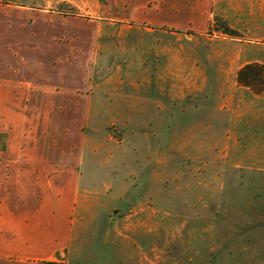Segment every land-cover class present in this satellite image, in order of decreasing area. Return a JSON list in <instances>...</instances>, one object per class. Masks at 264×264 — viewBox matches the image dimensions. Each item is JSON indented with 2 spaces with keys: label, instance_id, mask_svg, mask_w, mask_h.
<instances>
[{
  "label": "crops",
  "instance_id": "0c3cea01",
  "mask_svg": "<svg viewBox=\"0 0 264 264\" xmlns=\"http://www.w3.org/2000/svg\"><path fill=\"white\" fill-rule=\"evenodd\" d=\"M214 16L264 44V0H0V264H148L142 240L156 238L157 212L141 215L130 238L109 213V176L95 184L99 176L84 164L91 109L141 107L136 90L96 98L97 42L133 32L158 45L156 35L203 31ZM165 41L150 50V69L168 76L175 48ZM255 61L264 57L239 65L236 83ZM252 104L246 135L264 150V106L258 117Z\"/></svg>",
  "mask_w": 264,
  "mask_h": 264
},
{
  "label": "rangeland",
  "instance_id": "374dc122",
  "mask_svg": "<svg viewBox=\"0 0 264 264\" xmlns=\"http://www.w3.org/2000/svg\"><path fill=\"white\" fill-rule=\"evenodd\" d=\"M225 24L214 16L203 31L156 35L158 45L144 33L118 39L114 28L97 42L96 98L136 90L141 107L91 109L84 164L99 176L95 184L109 176V213L130 238L141 215L157 212L156 238L142 240L148 264H264V150L261 139L247 138L245 122L252 103L260 117L264 94L235 75L264 57V44L225 33ZM167 38L175 48L168 76L150 69V50L165 48Z\"/></svg>",
  "mask_w": 264,
  "mask_h": 264
},
{
  "label": "trees",
  "instance_id": "16d2710c",
  "mask_svg": "<svg viewBox=\"0 0 264 264\" xmlns=\"http://www.w3.org/2000/svg\"><path fill=\"white\" fill-rule=\"evenodd\" d=\"M225 33L229 35L238 36L239 32L232 29L228 25L223 26ZM238 82L254 90L257 94H264V88H255L256 84L262 83L264 85V63L255 61L245 64L239 71L237 75Z\"/></svg>",
  "mask_w": 264,
  "mask_h": 264
}]
</instances>
